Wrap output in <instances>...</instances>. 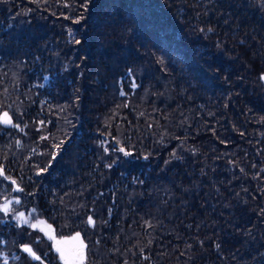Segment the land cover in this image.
Returning <instances> with one entry per match:
<instances>
[{
    "label": "trees",
    "instance_id": "16d2710c",
    "mask_svg": "<svg viewBox=\"0 0 264 264\" xmlns=\"http://www.w3.org/2000/svg\"><path fill=\"white\" fill-rule=\"evenodd\" d=\"M4 111L0 264H264V0H0Z\"/></svg>",
    "mask_w": 264,
    "mask_h": 264
},
{
    "label": "snow or ice",
    "instance_id": "6c2138e0",
    "mask_svg": "<svg viewBox=\"0 0 264 264\" xmlns=\"http://www.w3.org/2000/svg\"><path fill=\"white\" fill-rule=\"evenodd\" d=\"M77 43H79V41H77ZM131 71V70H129ZM123 95V93H121ZM0 124L5 125V126H11V127H15V128H19L20 125L16 124L13 122L12 117L9 115L8 111H4L2 113H0ZM20 142L17 141V144H19ZM118 151L124 153L125 155H129L130 153H128L123 147L119 148ZM0 177H2L3 180L9 181L11 185H14L15 187H13V191H23L22 188L19 187V185L17 184V181L15 179H13L12 177L6 175L3 171L2 168H0ZM13 202H15L16 204L20 203V200L17 198L15 199V201L10 200L5 198V201L2 205H0V211L4 212L5 214L13 211L11 205L13 204ZM33 213L36 211L35 209L32 210ZM18 222H22L23 224L28 225L29 227L33 228V229H39L40 231H45V228L43 226L46 225L48 230H51L52 226L51 225H47L46 221L44 220H40V219H36L35 223L30 222V218L25 216V213L23 212H19L16 214V216L14 217ZM88 223L89 224H94V221L92 219V217L88 218ZM46 235L49 236V239H52L54 241H56V237L54 235H50L49 232H45ZM80 234L76 233L74 239H79ZM61 241H56L55 243V249L57 251V253H59V257L60 259L64 262V264H80V262L83 259V242H80V247L78 250H74L72 252H66L65 249H63L62 247H60ZM22 251L27 253L31 258H33L34 260L37 261H41V257L39 255L36 254V252L33 250V248L27 244L22 245ZM5 264H7V260H5ZM41 264H43V262L41 261Z\"/></svg>",
    "mask_w": 264,
    "mask_h": 264
},
{
    "label": "rangeland",
    "instance_id": "374dc122",
    "mask_svg": "<svg viewBox=\"0 0 264 264\" xmlns=\"http://www.w3.org/2000/svg\"><path fill=\"white\" fill-rule=\"evenodd\" d=\"M47 225H50L49 223H46ZM45 228L44 232H49L50 235H53V227L51 230H48L46 225L43 226ZM75 237V236H74ZM74 237L64 238L62 240L56 239V241H61L60 247L65 249L66 252H72L74 250H78L80 247L81 239H74ZM55 241V243H56ZM80 264H83V259L80 262Z\"/></svg>",
    "mask_w": 264,
    "mask_h": 264
}]
</instances>
